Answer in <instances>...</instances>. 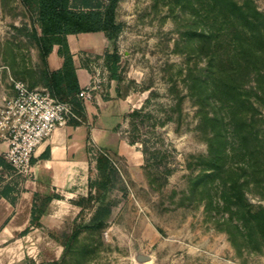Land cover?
I'll return each mask as SVG.
<instances>
[{"label":"rangeland","instance_id":"1","mask_svg":"<svg viewBox=\"0 0 264 264\" xmlns=\"http://www.w3.org/2000/svg\"><path fill=\"white\" fill-rule=\"evenodd\" d=\"M253 1L264 12V0ZM181 2L185 5L177 0L118 1L115 18L122 24L116 39L121 90L140 98L141 112L125 115L118 127L124 143H118L116 150L89 145L87 195L77 218L52 232L64 245L55 264H264L263 247L242 241L238 247L233 245L220 223L228 213L216 198L206 209L201 195L191 196L187 190L191 172L187 161L190 155L205 153L207 146L194 130L195 105L182 79L187 64L195 59L186 40L194 29L208 31L217 40V59H225L232 53L230 39L244 32L240 27L238 32L239 25L228 23L219 31L223 12L207 0ZM33 21L21 0H0V102L13 94V80L30 86L46 83L30 37ZM95 72L107 80L105 65L95 66ZM261 104L259 111L264 116L263 101ZM220 107L226 123V102ZM131 138L144 139L149 150L165 155V161L174 167L166 182L160 184L154 167L149 170L156 181H148L142 145L129 143ZM100 151L108 155L114 170L106 180L108 189L103 187L106 176L96 168ZM18 175L12 167H0V188L12 186ZM101 199L112 203L104 225L83 227ZM249 199L264 205V197L249 195ZM75 228L76 234L71 236ZM45 241L37 239L36 244L45 245ZM139 254L146 258L139 260Z\"/></svg>","mask_w":264,"mask_h":264},{"label":"trees","instance_id":"2","mask_svg":"<svg viewBox=\"0 0 264 264\" xmlns=\"http://www.w3.org/2000/svg\"><path fill=\"white\" fill-rule=\"evenodd\" d=\"M21 1L34 16L30 37L38 50L42 76L50 82L55 95L61 100L70 99L74 109L83 117V106L76 97L80 87L65 35L103 31L111 43V50L106 51L103 57L108 77L120 79V54L116 39L122 24L115 18L119 0ZM177 1L181 6L185 5L181 2L183 0ZM207 2L223 12L224 22L220 24L219 31L228 23L236 27L239 25L238 32L240 27L244 33L239 32L237 38L230 39L232 53L225 59H217V40H212L208 31L201 29L197 32L194 29L186 40L190 46L189 52L195 53V59L191 60L189 56L192 63L187 64L182 79L195 105L194 130L207 146L205 153L190 155L187 161L186 166L191 170L187 190L191 196L199 193L206 209L214 198L218 204L221 203L228 213L227 217H222L221 227L228 233L233 245L238 247L241 245L239 241L246 245L253 242L255 244L251 247L257 245L264 248V205L249 199V195L264 197V116L259 111V105H262V101L264 103V12L257 8L253 0ZM246 27L253 30L248 32ZM194 35L199 37L194 38ZM54 43L59 44L63 65L60 69L50 70L46 58ZM224 102L228 107L226 123L220 107ZM140 112L141 108L133 109L128 115H138ZM135 142L142 145L148 181L151 184L156 181L149 170L154 167L161 179L160 184L166 182L174 167L165 161V155L158 150H149L144 139H129V143ZM43 155H48V149ZM235 156L237 159H234ZM0 167L11 168L1 155ZM96 168L106 176L103 187L108 189L106 180L114 170L104 151L96 156ZM13 189V186L6 184L0 188V195L12 202L14 197L10 193ZM82 200H78L81 207ZM111 206V202L101 199L88 222L82 226L101 228ZM76 231V228L72 230L71 236Z\"/></svg>","mask_w":264,"mask_h":264},{"label":"crops","instance_id":"3","mask_svg":"<svg viewBox=\"0 0 264 264\" xmlns=\"http://www.w3.org/2000/svg\"><path fill=\"white\" fill-rule=\"evenodd\" d=\"M65 38L83 88L92 69L105 65L111 43L100 30L67 33ZM46 60L50 70L62 67L59 44L52 45ZM139 99L134 92H122L121 79L108 77L83 104L82 121L55 127L36 146L29 175H18L11 183L14 201L0 195V264H55L63 244L52 232L77 218L82 209L78 200L87 195L89 145L105 150L123 145L118 127L127 113L139 108ZM37 239H45V245L36 244Z\"/></svg>","mask_w":264,"mask_h":264},{"label":"built area","instance_id":"4","mask_svg":"<svg viewBox=\"0 0 264 264\" xmlns=\"http://www.w3.org/2000/svg\"><path fill=\"white\" fill-rule=\"evenodd\" d=\"M105 79L92 73L87 86L80 88L76 97L82 106L91 100L92 91L101 88ZM13 94L0 102V155L15 173L27 176L36 146L53 129L70 121H82L70 99H59L48 80L42 86H30L13 80Z\"/></svg>","mask_w":264,"mask_h":264},{"label":"water","instance_id":"5","mask_svg":"<svg viewBox=\"0 0 264 264\" xmlns=\"http://www.w3.org/2000/svg\"><path fill=\"white\" fill-rule=\"evenodd\" d=\"M138 258H139V260H142V259H144V258H146V257L143 256V255H141V254H139V255H138Z\"/></svg>","mask_w":264,"mask_h":264}]
</instances>
